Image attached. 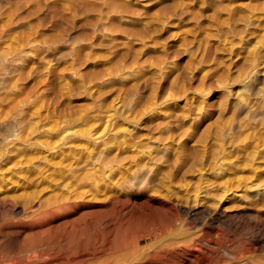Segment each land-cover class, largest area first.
Masks as SVG:
<instances>
[{
	"label": "rangeland",
	"instance_id": "1",
	"mask_svg": "<svg viewBox=\"0 0 264 264\" xmlns=\"http://www.w3.org/2000/svg\"><path fill=\"white\" fill-rule=\"evenodd\" d=\"M0 118V263L183 264L161 226L249 241L217 166L264 132V0H0Z\"/></svg>",
	"mask_w": 264,
	"mask_h": 264
},
{
	"label": "bare ground",
	"instance_id": "2",
	"mask_svg": "<svg viewBox=\"0 0 264 264\" xmlns=\"http://www.w3.org/2000/svg\"><path fill=\"white\" fill-rule=\"evenodd\" d=\"M62 38H63V35L59 34L55 37V40H60ZM0 119L2 120V118H0ZM19 119H17V124H18ZM20 120H19V122L22 121V120L21 121ZM20 125L22 126V124H20ZM24 129L22 127L20 129H17V131L19 130L18 131L19 132L18 133L19 138L22 141H25L26 139H28V134L30 133V132H24ZM1 130L0 131L3 133L4 130L3 129H1ZM26 130H27V128H26ZM4 134L5 135H3V137L7 135L6 132H4ZM0 135H1V133H0ZM203 136H204V134L201 135L202 139H204ZM260 137L264 138V132L263 131H255V130L251 131V130H249L248 132L241 131V132H238L236 134H232L230 139H229V142H231L232 144H236L237 147H239V146L244 147V152L246 151V149H248V151H249V148H250V150H251V151H249L250 155H251V152H252V154H254L253 155L254 158L252 159V161L254 160L253 162L250 161V158H252V157L248 158L251 163L249 162L248 164H245L248 166V167L246 166L247 167L246 170L243 169V166L242 167L239 166L240 168H242V171H243V174L241 172L242 176L238 175V173H237L239 171V169L236 168V166H238V164H237L238 161H236L237 165L235 166V163L232 162L231 159L229 158L230 159L229 163L220 162L217 166V167H220L222 165L225 166V164H227L228 166L226 165L227 166L226 170L230 169V170H228V172L226 171L228 173V176L226 173L223 176L225 184L222 186V195L225 197H228L229 196V190H232L231 192H233V193L237 192L238 197L242 198V202L245 203V206L247 207V209L249 211V212L247 211V214H246V219H248V223L244 222L246 224V227L244 226L245 228L242 229L243 234H248V236L246 235V237L244 235L243 238L249 239V241L243 240V241H237L236 242L232 239L225 238L223 232H218L217 230L214 231V228H209V227L207 228V230L205 232L199 233V234H195L196 231L195 232H193V231L187 232V231L183 230V233H180V236L182 235V238H183L181 241V240H177L178 232L180 231L179 228L174 229V227L173 228L169 227L170 229H169V233H168V232L164 231V228L161 226L160 227L161 231L158 233H155L154 239H156V240L154 241V243H156L159 239L163 240L168 235L167 239H166L167 243H165V247H162V248L160 247L158 249H157V247L159 246V244H158V246L155 244L156 249L153 251L154 252L153 255L154 254L156 255V253H159L158 251H160V250H161V253H162V251H163V253H166L167 251L164 252L165 250H168V249L173 250L176 248L175 250L177 252V248H179V250L181 248L184 251H188L184 257H181V258H184L183 264H197V263H195L194 260H197L196 258L199 255L198 253H205V250H206L207 251L206 255L201 254V255L205 256V260L202 264H264V259L263 260L257 259L256 254H255L259 249L264 247L263 246L264 245V183H263L264 179H263V181H262V179H260L261 177H264V176H262V175H264V173L261 171V169H262L261 165L264 164V162L258 161L259 160L258 154L259 153L261 154V151L264 149L260 148V146L262 144L261 140L259 139ZM2 139H0V141ZM263 142H264V140H263ZM1 143H2V141H1ZM6 144H7V142H6ZM3 145H5V144H3ZM231 146H233V145H231ZM12 149H13V147L11 148V150L10 149L9 150L12 151ZM220 149H222V148H219L217 150L219 151ZM2 150H3V147L0 146V153L2 152ZM219 152H220V154L225 153V151L224 152L219 151ZM242 153H243V150H242ZM245 154H247V153H245ZM2 155H3V153H2ZM218 155H219V153H218ZM227 155L232 156L233 154H231V155L227 154ZM227 155H226V158H225V154L222 156L220 155L221 156L220 159H223L222 158L223 156L225 159H227L228 158ZM262 155H260V157H262ZM2 157L3 156H1V158ZM209 157H211V156H209ZM229 159H227V160H229ZM209 160H210V158H209ZM0 163H1V161H0ZM235 168L238 169V171H236L237 174L235 173ZM232 174H233V176L235 174V176L237 177V182H235V184L232 183L231 181H229L230 177L234 178V177H232ZM236 177L234 178L235 181H236ZM254 177L256 178L255 180H258V182L257 181L254 182ZM250 179H253V183L251 184V186L252 185L257 186L258 188H256L252 192L240 193L245 189L244 186H247V183H248L247 181H249ZM5 198L6 199H4L2 201L0 200V202L3 203V206L8 205L7 209H10V210L14 209L16 204H18V198H17V203H14V201L13 202L9 201V200H12L13 198L11 199V198H8L7 196H5ZM14 198H16V197L14 196ZM26 198H27V196H26ZM26 198H24V200H26ZM19 202H21V201L19 200ZM26 204L23 205L24 206L23 209L25 211H26V209H28ZM5 206H4V208H5ZM205 209L207 210L209 208L205 207ZM213 212H214L213 218L216 220H219L222 223H229L230 225H235V226H236V224H238V223H235L233 221L231 214L225 210L214 209ZM241 213H243V212H241ZM241 215L244 216V214H241ZM235 221H237V219ZM241 221L242 220H239V222H241ZM241 223L243 224V222H241ZM242 228H243V226H242ZM239 235H241V233H239ZM236 240H237V238H236ZM177 241H180V242H177ZM151 242H149V244ZM158 243H160V242L158 241ZM152 246H153V244H152ZM189 247H191V248H189ZM143 248L144 249L139 251L138 253H136V256H135V258L141 257V260L139 259V261H142V255L144 254V252H146L145 250L148 249L147 247H143ZM170 250H169V252H170ZM172 250H171V252H172ZM145 254H146V258H148L147 256L150 255L147 253H145ZM171 255H173V254H171ZM146 258H144V259H146ZM2 259H3V257H2ZM118 259H116V260H118ZM146 260H148V259H146ZM199 260H200V257H199ZM82 261L83 260H81L80 263H83ZM176 261H177V259H176ZM181 262H182V259H181ZM15 263H18V262H15ZM0 264H9V261L8 262L5 261V262H2ZM76 264H77V262H76ZM85 264H106V262H103L102 260H100V261H95V262H87Z\"/></svg>",
	"mask_w": 264,
	"mask_h": 264
}]
</instances>
